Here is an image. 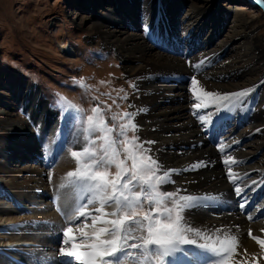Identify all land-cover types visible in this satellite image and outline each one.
<instances>
[{
    "label": "bare ground",
    "instance_id": "6f19581e",
    "mask_svg": "<svg viewBox=\"0 0 264 264\" xmlns=\"http://www.w3.org/2000/svg\"><path fill=\"white\" fill-rule=\"evenodd\" d=\"M100 1L102 3L92 4L96 8H102L100 17L94 19L92 16H84L79 18V22L84 23L86 28L91 27L94 30L92 36L100 38L106 47L116 49L119 59L128 68V76L134 79L135 91L129 102L132 112L136 113L139 134L145 142L154 141L145 144L160 163L162 174L167 170H175L171 174L170 182L165 184L180 190L181 195L208 194L210 197L202 207L191 209L185 214L188 221L196 228L210 230L208 235L213 240L217 237L222 239L228 234L238 237L240 246L231 257L233 264H264L262 253L257 255L254 250H248L254 249L255 245L260 246L249 236V231L252 236L264 239V118L255 119L256 123H247L244 130L236 133L235 128L243 119L235 120L238 118L236 114L232 115L234 118H229L225 110L220 111L216 106L205 107L213 98L203 96L205 91L223 95L242 90H251L254 95L259 84L253 82L251 83L255 84L253 88H248L250 86L238 82L231 83L233 80L230 78L229 81L227 79L228 82L224 79V83H221L222 81H217V78H223L222 73L213 72V69L204 70L203 65H208L206 54L212 53V45L216 39L218 40L220 30L223 28L215 27L220 22L219 25H222V17L220 15L217 17V10L211 8V0H205L202 4L194 0L191 4L194 10L190 13L187 11L181 19H177L180 16L177 12L181 5L191 2L172 0V4L179 6L171 18L173 28L167 31V35L173 37L163 40L158 38L157 43L149 44L144 39L146 36L142 29L146 28L145 26L153 28L157 21L154 10L150 8L149 16L143 17L130 8L137 0ZM164 1L168 4L169 0ZM177 1L178 4L175 3ZM233 17L231 30L223 36L224 42L229 41L228 44L224 43L227 48L233 47V55L228 56L222 63L228 70H238L244 67L243 62L247 60L246 65H251V69L249 68V72L243 76L252 79L264 69V37L258 34L255 28L261 23L263 15L256 12L249 14L234 8ZM129 25L133 27L124 29ZM206 29L207 33H202ZM178 31L180 33H177ZM201 34L205 35L201 38ZM182 55L188 57L189 65L202 70L201 75L204 78L197 79L195 86L191 83V73L186 69L181 59ZM254 60L256 62L251 63ZM200 64L203 65L199 67ZM211 76L215 78L211 79ZM207 78H210V82ZM250 79L247 78L252 81ZM175 90L177 94L168 95ZM37 97L35 93L31 95L27 110L34 113L37 118L41 120L45 118L48 124H52V112ZM251 102L247 106L256 104L254 101ZM227 103L221 102L220 108H224ZM162 105L167 107L162 108ZM195 105L200 107H194ZM251 110L253 114L262 113L264 117V95L257 101V108ZM3 111L0 110V114H3L0 116L2 125L0 153H5L4 149L12 151L9 146L3 144L1 140L5 139L2 137L10 141L8 138L12 140V137L26 134L27 130V123ZM212 113L215 115H211ZM209 118L214 121L211 125L208 123ZM212 136L217 138V142H211ZM231 148L234 149L232 153H223V150ZM14 159L19 160V157ZM225 160H229L230 163L231 160L238 161L231 165L232 179H237L235 185L230 181V170L224 164ZM7 165L8 162L0 164V171L10 178L7 186L14 191L12 193L15 197L21 195L24 186L29 188L30 184L27 183L37 182L31 178L22 181L23 184L16 183L14 179H17L23 169H8ZM69 168V166L56 168L53 175L50 174L52 172L42 173L28 168L26 172L37 176L38 180H47L54 188H52L54 192L50 194L51 190L48 187L40 188L37 200L21 197V203L12 207L0 202V252L17 260L18 263L15 264H41L43 258H49V262L58 264L59 247L46 250L43 243H54L55 235L61 233L58 225L64 223L58 214L60 212L51 209L60 205L59 208L67 214L74 206L75 189L66 187L60 190V184H67L66 174L70 171ZM49 175L51 181L46 179ZM31 187L33 189L36 185ZM236 187L244 189L240 196L236 194ZM48 196L53 197L50 202L53 207H49L50 203L48 205L46 201ZM206 203L213 205V208H209ZM241 203H245L243 211L240 208ZM68 219L70 220L71 216H68ZM29 222L39 225L37 228H40V233L43 234L36 238L34 234L33 237L29 236L30 233L24 235L21 230L15 233V228L25 224L29 226ZM30 249L38 250L33 252L36 257L26 255L27 252H31ZM207 259V256H201L199 264H204Z\"/></svg>",
    "mask_w": 264,
    "mask_h": 264
},
{
    "label": "rangeland",
    "instance_id": "374dc122",
    "mask_svg": "<svg viewBox=\"0 0 264 264\" xmlns=\"http://www.w3.org/2000/svg\"><path fill=\"white\" fill-rule=\"evenodd\" d=\"M193 1L190 0L191 3L182 4L181 9H178L179 6L172 4V0H169L168 4H165L164 0H137L134 6L130 8L143 17L149 16L148 10L150 8L155 11L157 21H155L153 28L155 29L158 26L157 29H142V32L146 33L143 32L146 36L144 38L145 41L149 44H155L158 38L163 40L164 38L173 37L168 36L167 31L173 28L171 18L175 15V10L178 9L177 15H180L177 19H181L184 13L187 11L190 13L194 10L191 6ZM195 1L201 4L205 2V0ZM99 2L102 3L100 0H0V110H4L3 112L27 123L26 134L16 138L12 137V140L8 138L10 141L2 137L5 139L1 140L3 144L9 146L12 151L4 149L6 152L0 153V164L8 162V169H23L17 179H14L18 184H23L22 181L31 178L37 180L34 183H27V185L30 184L29 188L24 186L21 189V195L18 194L15 197V194L12 193L14 191H11L7 186L10 178L3 171H0V202L7 206L12 207L14 204H20L21 197H31V199L37 200L38 193L41 192L40 188L48 187L51 190L50 194L54 192V188L47 180H38L37 176L26 172V169L30 168L42 173L52 172L50 173L51 175L59 167L69 166L70 171L76 169V161L71 156V151L80 150L84 144L83 135L79 138L74 136V132L79 127V122L76 119L77 110L86 121L87 116L94 115L92 109L98 108L108 126L110 128L114 127L117 132L122 124L128 123L124 119L123 114L132 112L129 98L135 91L134 79L128 76V68L119 59L116 49L106 47L100 38L92 36L94 30L91 27L86 28L84 23L80 24L79 22V18L84 16H92L94 19H98L102 8H96L92 4H98ZM131 3L133 2L131 1ZM175 3L178 4V1ZM211 5V8L213 7L217 10V17L220 15L223 21L222 25H219L221 24L220 22L215 27L219 29V27L223 26V28L220 30L218 40L216 39L214 45H212L214 51L212 50V53L206 54L208 65L200 64L199 67L203 65L204 70L213 69V72L222 73L223 78H217V81H222L221 83H224V79L228 82L229 78L233 80L231 83L238 82L244 86H250L248 88H253L255 85L251 84L253 82L259 83L254 95L250 91V94L244 97L242 104H236L230 110H225L229 118H234L232 115L236 114L238 118H235V120L240 121L241 118L243 119L238 127L235 128L237 133L244 130L247 123H256L255 119L264 118L262 113L256 115L251 110L252 108H257V101L264 95V69H261L262 73L250 79L243 76V74L249 72V68L251 69V65H246L247 60L243 62L244 67L238 70L225 68L226 66L222 62L223 60L226 61L228 56L233 55V47L232 49L231 46L227 48L224 43L229 41L224 42L223 36L227 34V31L231 30L230 27L233 25L232 22L234 20L233 11L234 8H238L249 14L256 12L263 15L261 23L257 24L255 28L256 32L264 37V0H211ZM130 27L132 28L133 26H125L124 29L127 30ZM177 33H180V31ZM202 33H207V29ZM201 35L200 37L202 38L205 34ZM181 57L186 69L191 73L192 80L193 78L196 80L204 78L201 75L202 70L189 65L187 56L182 55ZM221 75L220 77H222ZM210 78L215 77L211 76ZM210 78H207L208 82H210ZM247 78L252 81L247 80ZM257 78L260 79L257 80ZM231 91L234 90L231 89ZM176 92V90L169 92L168 95L174 96V94H177ZM33 93L38 95L39 101H42L41 103L52 112V124H48L45 118H42V120L37 118L34 113L27 110V105L31 102ZM248 100L249 102L252 101L251 103L254 101L256 104H251V107L247 106ZM161 107L167 106L162 105ZM65 108L69 110L65 111ZM134 122L138 126V130L135 133L129 130L127 132L128 138L131 139L133 135H136L140 138V142H145L139 134V125L135 117ZM216 122L218 123V120ZM99 135L100 133H96L93 139L95 140ZM113 135H115V132ZM214 138L215 140H212ZM211 142H217V138L212 136ZM99 144L100 141L97 140L94 146L98 148ZM124 146L123 143L117 145L121 158L124 155ZM143 146L147 148L145 143ZM14 149L16 151H13ZM233 150L232 148L230 150L225 149L223 153L229 154ZM148 154L152 155L151 153ZM18 157L19 160L14 159ZM9 158L10 160H8ZM128 163L130 165L131 162L129 161ZM115 171L116 169L113 166L110 172L114 174ZM49 177L45 178L49 179ZM31 186L34 188L31 189ZM58 187L57 189H60ZM161 191L177 193V199L181 195L180 192H177V189L166 184L162 186ZM52 199V196H48V199H46L48 205ZM167 204L171 207L172 201H168ZM206 205H209V208H213L211 204L206 203ZM59 206L53 207L51 203L49 205V207H53L51 211L55 210L57 213V207ZM96 207H99V205L94 204L87 210L92 211L94 215H98L94 212ZM148 208L149 205L145 202L144 209ZM105 211L112 212L113 208L107 207ZM59 212L58 214H60V218L64 223L58 225V227L59 230H62L67 224L65 216L61 215V211ZM91 222V219L87 221L89 225H91ZM25 225H20L21 227L18 225L19 227L14 229L15 233L22 231L24 235L30 233L31 235L29 236H32L34 234L36 238L43 234L40 233L41 229L37 228L39 225L30 222L29 226ZM79 226L83 227V223H80ZM18 228L20 229L18 230ZM91 231L92 229L89 228L88 232L91 233ZM57 234H54V243L42 242L46 250L60 246L61 235ZM140 234L136 233V235ZM248 250H254L257 255L260 253L264 255V249L258 245H255L254 249ZM30 251L26 255L30 254V257H36L33 252L38 250L30 249ZM26 255L24 256L27 257ZM11 261L14 264L15 262L18 263L11 256L0 252V264H10L12 263ZM41 261V264L52 263L49 262V258H43ZM152 261L155 264V257L152 258ZM231 264L233 263L231 262Z\"/></svg>",
    "mask_w": 264,
    "mask_h": 264
},
{
    "label": "snow or ice",
    "instance_id": "6c2138e0",
    "mask_svg": "<svg viewBox=\"0 0 264 264\" xmlns=\"http://www.w3.org/2000/svg\"><path fill=\"white\" fill-rule=\"evenodd\" d=\"M191 83L195 86L196 79L193 78ZM250 91L223 95L205 91L203 96L213 98L205 107L230 110L234 105L242 104ZM221 102H228L225 108H220ZM92 111L94 115L87 116L86 121L78 110L76 113L79 127L74 136L79 138L83 135L84 144L80 150L71 151L77 167L67 172V184L60 185L61 189H75L76 199L67 214L57 208L65 216L67 224L60 233L58 264H153V257L155 264H199L201 256L208 257L205 264H231V257L240 246L239 238L228 234L213 240L208 235L210 230L196 228L188 221L185 214L202 207L210 199L208 194L179 195L177 199V193L161 191L175 170L161 174V165L148 154L151 149L143 146L154 141L140 142L136 135L128 138L129 130L133 133L138 130L134 122L136 113H124L128 123L122 124L117 132L108 126L98 108ZM213 122L209 118L208 123L211 125ZM96 133L100 135L94 140ZM97 140L100 141L98 148L94 146ZM120 143L125 145L123 158L117 148ZM235 163L238 161H224L234 185L237 179H232L231 165ZM113 166L116 169L114 174L110 172ZM49 179L51 181V175ZM235 191L240 196L244 189L236 187ZM170 200L171 207L167 204ZM145 202L148 209H144ZM94 204L99 205L94 209L98 215L87 210ZM107 207H112L113 211L106 212ZM240 208L245 210V203H241ZM68 216H71L70 220ZM89 219L91 225L87 223ZM80 223L83 227L79 226ZM249 236L264 249V239L252 236L251 231Z\"/></svg>",
    "mask_w": 264,
    "mask_h": 264
}]
</instances>
